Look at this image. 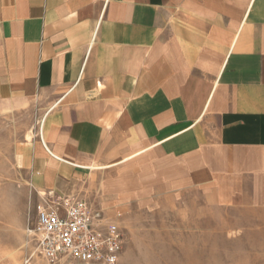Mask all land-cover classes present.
<instances>
[{
    "label": "crops",
    "instance_id": "1",
    "mask_svg": "<svg viewBox=\"0 0 264 264\" xmlns=\"http://www.w3.org/2000/svg\"><path fill=\"white\" fill-rule=\"evenodd\" d=\"M27 111L0 264L50 191L121 228L191 199L264 210V0H0V119Z\"/></svg>",
    "mask_w": 264,
    "mask_h": 264
},
{
    "label": "rangeland",
    "instance_id": "2",
    "mask_svg": "<svg viewBox=\"0 0 264 264\" xmlns=\"http://www.w3.org/2000/svg\"><path fill=\"white\" fill-rule=\"evenodd\" d=\"M35 118L27 111L0 119V171H5L0 185L9 192L16 193L12 188L23 183L14 178L15 144L29 137ZM7 200L30 203L29 197L17 194L7 196ZM108 211L112 214L116 208L109 207ZM119 211L126 233L121 264H264V210L211 208L199 199H191ZM34 215L32 207L28 222L34 220ZM28 229L21 264H50L36 252Z\"/></svg>",
    "mask_w": 264,
    "mask_h": 264
},
{
    "label": "built area",
    "instance_id": "3",
    "mask_svg": "<svg viewBox=\"0 0 264 264\" xmlns=\"http://www.w3.org/2000/svg\"><path fill=\"white\" fill-rule=\"evenodd\" d=\"M37 206L35 227L28 233L36 252L50 264H121L126 233L84 200L58 202L53 191Z\"/></svg>",
    "mask_w": 264,
    "mask_h": 264
}]
</instances>
